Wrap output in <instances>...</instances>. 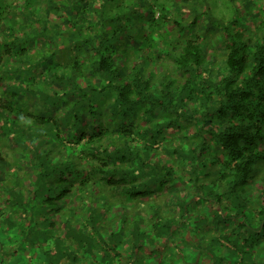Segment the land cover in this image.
Segmentation results:
<instances>
[{
  "label": "trees",
  "instance_id": "16d2710c",
  "mask_svg": "<svg viewBox=\"0 0 264 264\" xmlns=\"http://www.w3.org/2000/svg\"><path fill=\"white\" fill-rule=\"evenodd\" d=\"M222 5L0 0V261L264 264V2Z\"/></svg>",
  "mask_w": 264,
  "mask_h": 264
},
{
  "label": "rangeland",
  "instance_id": "374dc122",
  "mask_svg": "<svg viewBox=\"0 0 264 264\" xmlns=\"http://www.w3.org/2000/svg\"><path fill=\"white\" fill-rule=\"evenodd\" d=\"M208 1H210V3H211L212 6H216V5H221V6H223V5H224V3H223V5H222V1H223V0H208ZM238 1L240 2L241 0H238ZM256 1H258V2H264L263 0H256ZM216 8H217V7H216ZM216 47H217V46H216ZM217 49H218V47H217ZM219 52H221L220 49H219ZM184 259H185V261H187V262L191 261V260L188 258V256H187V257L185 256ZM3 260L5 261V259H2V260L0 261V264H1V262H2V264H4V261H3ZM18 260H19V259H18ZM18 260H17V261H18ZM5 263H6V261H5Z\"/></svg>",
  "mask_w": 264,
  "mask_h": 264
}]
</instances>
